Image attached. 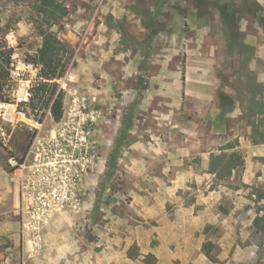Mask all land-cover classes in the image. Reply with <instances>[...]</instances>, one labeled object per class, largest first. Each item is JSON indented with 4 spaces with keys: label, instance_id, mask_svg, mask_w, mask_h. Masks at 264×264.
<instances>
[{
    "label": "rangeland",
    "instance_id": "obj_1",
    "mask_svg": "<svg viewBox=\"0 0 264 264\" xmlns=\"http://www.w3.org/2000/svg\"><path fill=\"white\" fill-rule=\"evenodd\" d=\"M39 1L0 0V264H264V173L240 142L264 143V0H56V22ZM30 61L31 96L46 91L17 103L11 71ZM192 74L216 79L214 102L184 93ZM71 88L97 98L100 157L80 206L35 221L10 158Z\"/></svg>",
    "mask_w": 264,
    "mask_h": 264
},
{
    "label": "built area",
    "instance_id": "obj_2",
    "mask_svg": "<svg viewBox=\"0 0 264 264\" xmlns=\"http://www.w3.org/2000/svg\"><path fill=\"white\" fill-rule=\"evenodd\" d=\"M39 69L30 61L23 62L18 71H11L18 81L14 93L17 103H28L32 83L41 79ZM67 92L68 101L62 107L61 117L51 119L46 128L43 122L35 125V130L31 127L35 133L25 152L20 158H10L23 181L24 208L35 221L44 219L35 207H47L49 211L80 206L87 177L100 157L99 143L94 136L102 110L96 106V96L78 88ZM31 197H37L38 201L33 203Z\"/></svg>",
    "mask_w": 264,
    "mask_h": 264
},
{
    "label": "trees",
    "instance_id": "obj_3",
    "mask_svg": "<svg viewBox=\"0 0 264 264\" xmlns=\"http://www.w3.org/2000/svg\"><path fill=\"white\" fill-rule=\"evenodd\" d=\"M39 10L42 11L46 17L49 19L53 20V22H56L58 17H62L66 13V10L64 6H62L60 3H57L56 0H40L39 1ZM62 46V43L52 34H49V36H45L43 40L42 47L40 49V55L41 56H46L48 61L42 60L43 65L47 64V66H50L53 64L54 58L58 55L59 50ZM10 52V50H9ZM8 53V58H9ZM43 59V57L41 58ZM45 63V64H44ZM58 63L56 62L55 65ZM51 69L49 72L45 73V78H53L56 75H59V73L56 72V67L50 66ZM3 75V74H2ZM0 74V77H3ZM46 91V83L41 84V86L36 87V89L33 90V94L31 96V103L34 101V99L41 98L43 96V92ZM55 92V88H52L49 90L50 97ZM0 101L8 102V98H1ZM62 107H63V94L62 90L60 89L55 98L52 101L50 110H51V115L54 120H58L61 117L62 114ZM230 163L228 162L224 169L228 170L230 167Z\"/></svg>",
    "mask_w": 264,
    "mask_h": 264
},
{
    "label": "crops",
    "instance_id": "obj_4",
    "mask_svg": "<svg viewBox=\"0 0 264 264\" xmlns=\"http://www.w3.org/2000/svg\"><path fill=\"white\" fill-rule=\"evenodd\" d=\"M216 79L215 78H208L205 77L203 74H192L187 75L186 78L183 80V88L184 93L186 95H192L196 98H211V101L214 102L215 97V89H216ZM243 109L237 103H235L231 109V111L226 113L225 117H229L228 119H242ZM183 126V125H181ZM183 130V127H181ZM249 129L246 131V137L243 135L241 138V143L243 144V151L242 156L246 161H249L251 168L248 169H259L264 173V143L260 144H252L248 141L250 138L248 137ZM246 138V140L243 139ZM257 173L256 171L254 174Z\"/></svg>",
    "mask_w": 264,
    "mask_h": 264
},
{
    "label": "flooded vegetation",
    "instance_id": "obj_5",
    "mask_svg": "<svg viewBox=\"0 0 264 264\" xmlns=\"http://www.w3.org/2000/svg\"><path fill=\"white\" fill-rule=\"evenodd\" d=\"M20 195H22V193L20 192Z\"/></svg>",
    "mask_w": 264,
    "mask_h": 264
}]
</instances>
